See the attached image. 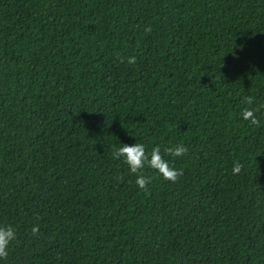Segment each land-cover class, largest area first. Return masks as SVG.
<instances>
[{
  "label": "trees",
  "instance_id": "obj_1",
  "mask_svg": "<svg viewBox=\"0 0 264 264\" xmlns=\"http://www.w3.org/2000/svg\"><path fill=\"white\" fill-rule=\"evenodd\" d=\"M3 224L0 264H264V0H0Z\"/></svg>",
  "mask_w": 264,
  "mask_h": 264
},
{
  "label": "clouds",
  "instance_id": "obj_2",
  "mask_svg": "<svg viewBox=\"0 0 264 264\" xmlns=\"http://www.w3.org/2000/svg\"><path fill=\"white\" fill-rule=\"evenodd\" d=\"M136 61L135 56H129L127 62L133 64ZM248 104L252 103V99L249 97ZM241 117L244 120H250L252 123H256L257 119L254 113V109L246 107ZM188 151L187 147L183 144H175L169 147L161 149L159 144H155L151 147L150 152L147 146L143 142H138L135 139L134 143H120V146L115 148L113 155L117 159H122L128 166V170L132 174H136L135 183L138 188H146L152 181V176L144 175L145 167L155 171V173L162 179L170 182H175L177 178L182 174L181 170L176 168L174 161L169 157H182ZM243 167L242 163L236 161L233 163V174L239 173ZM38 225H33L32 232H38ZM16 238V229L10 224L0 225V258H5L8 255L11 242Z\"/></svg>",
  "mask_w": 264,
  "mask_h": 264
}]
</instances>
